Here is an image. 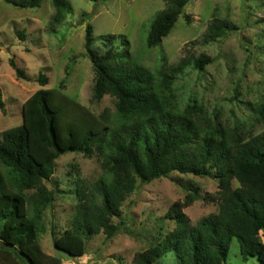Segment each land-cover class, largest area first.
<instances>
[{
    "label": "trees",
    "instance_id": "obj_1",
    "mask_svg": "<svg viewBox=\"0 0 264 264\" xmlns=\"http://www.w3.org/2000/svg\"><path fill=\"white\" fill-rule=\"evenodd\" d=\"M4 1L21 8L41 3ZM164 1L150 22L148 46L161 42L190 0ZM52 4L50 24L54 26L72 7L67 0H52ZM184 18L190 22L189 14ZM234 28L213 17L202 40L209 42ZM18 35L24 37L22 31ZM117 38L104 37L100 52L93 47L92 26L85 27L84 47L95 72L92 96L95 100L105 94L113 96L112 113L96 115L61 87H45L48 77L39 72L40 87L21 105V124L0 132V250L4 258L11 256L12 264H62L38 244L44 210L54 199L53 189L42 181L53 175L59 156L78 152L87 157L97 154L102 174L89 187L76 185L75 211L69 226L54 238L56 249L70 257L84 255L91 236L103 232L110 238L117 233L112 219L121 216L122 203L137 181L149 183L177 172L215 178L217 211L192 224L181 210L185 202H174L166 212L174 221L173 228L159 233L128 264H156L168 253L170 264H222L232 238L237 239L244 260L255 257L264 264L260 234L264 235V129L245 136L213 121L196 101L178 106L173 80L190 63L203 70L211 61L209 56H184L152 72L133 62L128 50L116 51L113 42ZM122 43L127 45L125 40ZM9 64L19 77L27 76L14 59ZM0 110L5 111L1 91ZM256 113L264 122V105ZM28 190L33 191L28 194ZM196 197L197 192H190L186 200Z\"/></svg>",
    "mask_w": 264,
    "mask_h": 264
},
{
    "label": "rangeland",
    "instance_id": "obj_2",
    "mask_svg": "<svg viewBox=\"0 0 264 264\" xmlns=\"http://www.w3.org/2000/svg\"><path fill=\"white\" fill-rule=\"evenodd\" d=\"M67 1L71 12L53 26L52 0H41L33 8L0 0V91L5 103V111L0 110V132L21 124V105L40 87L36 81L39 72L48 77L45 87H61L94 114L114 111L113 96L105 94L98 100L92 96L95 72L84 47L87 24L93 29L95 49L102 52L104 37L117 36L115 50H128L133 62L152 72L176 64L184 56H209L211 61L203 70L190 63L173 80L178 106L183 108L196 101L213 121L245 136L264 129L256 113V108L264 105V0H190L170 32L155 46H148L146 38L150 22L164 7V0ZM184 14L190 15V22ZM213 17L235 28L204 42L203 33ZM18 31L24 33L23 38ZM124 40L127 45L122 43ZM10 59L26 73L25 78L15 73ZM101 174L97 154L87 157L68 152L56 159L53 175L42 181L53 189L54 199L44 210L38 244L62 264L130 263L133 255L152 244L159 233L173 228L174 221L166 212L176 201L185 202L181 210L192 224L217 211L218 182L213 177L173 172L149 183L137 181L122 203L121 216L112 219L118 225L117 233L110 238L103 232L91 236L86 240L84 255L70 257L54 247V238L70 224L77 203L76 185L89 187ZM236 184L233 180L232 185ZM190 192H197L199 197L187 202ZM260 234L264 243V235ZM3 255L0 250L3 264L13 263L11 256L5 259ZM171 262L168 253L156 264ZM222 264L260 263L255 257L244 260L237 239L232 238Z\"/></svg>",
    "mask_w": 264,
    "mask_h": 264
}]
</instances>
